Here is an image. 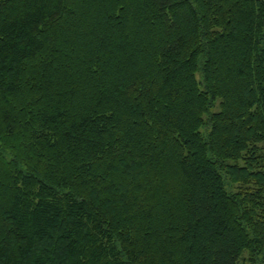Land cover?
I'll return each instance as SVG.
<instances>
[{"label": "trees", "instance_id": "obj_1", "mask_svg": "<svg viewBox=\"0 0 264 264\" xmlns=\"http://www.w3.org/2000/svg\"><path fill=\"white\" fill-rule=\"evenodd\" d=\"M0 264H264V0H0Z\"/></svg>", "mask_w": 264, "mask_h": 264}]
</instances>
